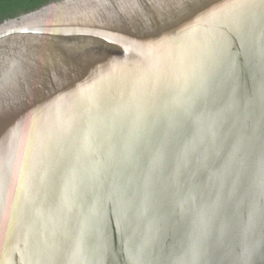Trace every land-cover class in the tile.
I'll return each instance as SVG.
<instances>
[{"label":"water","instance_id":"obj_1","mask_svg":"<svg viewBox=\"0 0 264 264\" xmlns=\"http://www.w3.org/2000/svg\"><path fill=\"white\" fill-rule=\"evenodd\" d=\"M0 264H264V0L2 22Z\"/></svg>","mask_w":264,"mask_h":264},{"label":"trees","instance_id":"obj_2","mask_svg":"<svg viewBox=\"0 0 264 264\" xmlns=\"http://www.w3.org/2000/svg\"><path fill=\"white\" fill-rule=\"evenodd\" d=\"M53 0H0V24L39 9Z\"/></svg>","mask_w":264,"mask_h":264}]
</instances>
